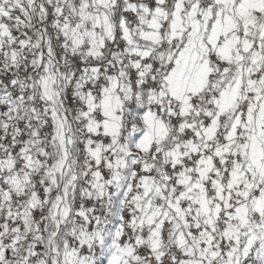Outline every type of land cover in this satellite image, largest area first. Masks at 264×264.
I'll return each mask as SVG.
<instances>
[{"label": "snow or ice", "instance_id": "6c2138e0", "mask_svg": "<svg viewBox=\"0 0 264 264\" xmlns=\"http://www.w3.org/2000/svg\"><path fill=\"white\" fill-rule=\"evenodd\" d=\"M0 264H264V0H0Z\"/></svg>", "mask_w": 264, "mask_h": 264}]
</instances>
